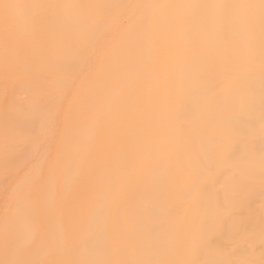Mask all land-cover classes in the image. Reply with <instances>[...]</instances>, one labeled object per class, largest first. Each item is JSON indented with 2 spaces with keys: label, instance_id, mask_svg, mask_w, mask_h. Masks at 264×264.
I'll return each mask as SVG.
<instances>
[{
  "label": "bare ground",
  "instance_id": "6f19581e",
  "mask_svg": "<svg viewBox=\"0 0 264 264\" xmlns=\"http://www.w3.org/2000/svg\"><path fill=\"white\" fill-rule=\"evenodd\" d=\"M3 77L0 264H264V0H0Z\"/></svg>",
  "mask_w": 264,
  "mask_h": 264
},
{
  "label": "rangeland",
  "instance_id": "374dc122",
  "mask_svg": "<svg viewBox=\"0 0 264 264\" xmlns=\"http://www.w3.org/2000/svg\"><path fill=\"white\" fill-rule=\"evenodd\" d=\"M0 84H1V86L4 88V89H7L8 88V85H9V82H8V79L7 78H0ZM221 142H223L222 140H221ZM29 161H30V158H26V159H24V163H26V164H28L29 163ZM231 176H232V174H231ZM235 179L236 178V176H233V177H229V179L231 180V179ZM5 191H6V186H4V187H2V188H0V200H1V197L5 194ZM161 195H162V193H161ZM163 196V195H162ZM182 199V198H181ZM226 203L228 202V201H225ZM216 207V205L215 204H213L212 205V208H215ZM157 217V216H156ZM157 219L160 221H162V219L161 218H158L157 217ZM162 223V222H161ZM152 230V232H157L156 231V229H151ZM230 233V232H229ZM228 233V234H229ZM228 239V238H227ZM229 241L230 240H228L226 243H224V246H223V248H224V250H228V249H230V246H229ZM219 245H220V243H219ZM216 248H217V246H216Z\"/></svg>",
  "mask_w": 264,
  "mask_h": 264
}]
</instances>
